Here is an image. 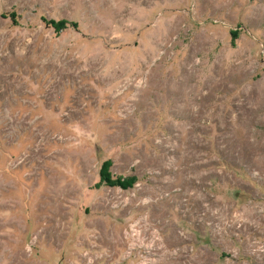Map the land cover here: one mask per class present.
<instances>
[{"label": "rangeland", "instance_id": "374dc122", "mask_svg": "<svg viewBox=\"0 0 264 264\" xmlns=\"http://www.w3.org/2000/svg\"><path fill=\"white\" fill-rule=\"evenodd\" d=\"M0 264H264V0H0Z\"/></svg>", "mask_w": 264, "mask_h": 264}, {"label": "bare ground", "instance_id": "6f19581e", "mask_svg": "<svg viewBox=\"0 0 264 264\" xmlns=\"http://www.w3.org/2000/svg\"><path fill=\"white\" fill-rule=\"evenodd\" d=\"M67 65H68V63H67Z\"/></svg>", "mask_w": 264, "mask_h": 264}]
</instances>
